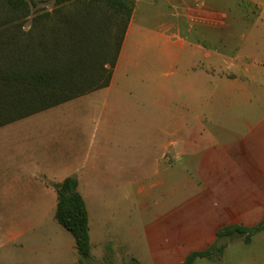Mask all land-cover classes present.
I'll return each instance as SVG.
<instances>
[{
    "label": "crops",
    "instance_id": "crops-1",
    "mask_svg": "<svg viewBox=\"0 0 264 264\" xmlns=\"http://www.w3.org/2000/svg\"><path fill=\"white\" fill-rule=\"evenodd\" d=\"M163 1L170 15L155 29L145 19L136 24L134 7L109 85L73 100L87 99L81 107L90 114L96 139L101 129V138L119 145L123 156L138 155L134 170L144 172L146 156L152 154L155 165L165 171L189 164V176L177 173L172 179L175 186L189 189L184 202L192 203L194 210L178 211V200L174 211L141 214L140 220H154L133 230H142L144 248L138 246L140 234L131 246L117 234H108L103 229L108 223L99 219H130V214L95 210L104 208L109 188L129 180L130 169L109 166L100 171L95 152L91 154L93 141L84 142L89 129L83 123L67 126L65 116H39L34 126L14 133L7 143L8 156L0 158V203L9 201L8 194L23 192V200L29 195L28 201H33L37 195L51 210L43 219L41 213L27 218L21 205L0 211V264L77 263L73 237L54 218L53 185L69 176L77 179L87 209L91 264H123L130 258L140 264H180L189 254L213 245L221 228L252 227L264 219V0ZM155 12L153 18L162 17ZM151 41L164 45L158 59L168 68L166 74L177 70L169 84L158 82L150 72L133 78L135 84L129 76L135 61L132 48ZM146 91L154 99H148ZM100 93L102 99L94 97ZM79 118L84 119L74 116ZM221 132L235 139L220 145L219 153L212 146L200 152L190 148L199 137L220 139ZM125 139L136 143L129 145ZM226 174L239 188L230 196H223ZM198 185L227 202L221 211L204 210L205 201L193 195ZM235 240H220L226 248L219 259L198 258L192 264H264V244L249 259L227 260V247ZM96 247L101 249L97 254Z\"/></svg>",
    "mask_w": 264,
    "mask_h": 264
},
{
    "label": "trees",
    "instance_id": "trees-1",
    "mask_svg": "<svg viewBox=\"0 0 264 264\" xmlns=\"http://www.w3.org/2000/svg\"><path fill=\"white\" fill-rule=\"evenodd\" d=\"M134 7V0H0V128L106 88ZM60 184L54 218L74 239L76 264H91L77 179ZM262 231L264 219L252 227H223L213 245L180 264L219 259L226 248L221 239L249 244ZM123 264L140 263L130 258Z\"/></svg>",
    "mask_w": 264,
    "mask_h": 264
},
{
    "label": "rangeland",
    "instance_id": "rangeland-1",
    "mask_svg": "<svg viewBox=\"0 0 264 264\" xmlns=\"http://www.w3.org/2000/svg\"><path fill=\"white\" fill-rule=\"evenodd\" d=\"M136 2L137 3L134 11L136 24H138L141 19H145L146 25H149V27H151L150 29H155L156 27H159L160 23H162L164 19L169 18L170 10L163 0H136ZM45 7L47 9L51 8L50 5H45ZM155 10L158 11L162 17L153 18L154 14L156 13ZM162 52H164V45L161 43V41H151L148 44L142 42V44L137 43L134 45L132 48L131 57L135 61L130 68L129 73V76H134L131 78L133 84H135V79L133 78L137 77L138 75L148 74L149 72L154 74V77L158 82L169 84L170 81H172V79L177 74V70L173 69L171 73L168 75L166 74V72H168V68L165 65L161 66V63L158 59ZM140 55L146 56L145 58H140ZM137 83L142 85L143 82L140 79V81H137ZM144 83H147V80H145ZM145 93L148 99H154L153 93L151 94L147 91L144 92V94ZM94 97H99V99H102L103 93L95 95ZM180 97L184 98L185 94H181ZM85 100L87 99L73 100L42 113H38L34 117H28L18 123H12L0 128V158H6L8 156L7 153L9 146H7V143L8 141H11L12 137L15 136L14 133L21 134L25 131L24 128L28 126H34L33 124L36 120H38L37 117L39 116H65L67 118V126L74 125L75 122H78V124L83 123L84 126L89 129V134L84 137V142L87 141L88 143L93 141V146H91L93 147L91 149V154L94 156L95 152V158L97 165L100 166V171L106 170V167L109 166L116 167L118 169L124 166L130 169L129 180L118 181V186L116 188H109L105 197L106 200L103 204L104 208L99 204L100 207L96 206L97 208L95 211L97 212L98 210L115 214H130L131 218H122L118 220L99 219L98 221L101 223H108L107 228H103L104 231L108 234H117L118 238L128 242L129 246H131V241L133 240L135 234H140L141 236H139L140 241L138 246L140 248H144L143 245L145 242L144 239H142V230H139L137 233H135L133 230L135 228L142 229L144 226H146L145 223L151 224L154 220L151 218L140 220L139 217L142 216L141 214H144L145 216V214H153L162 210L174 211L173 209L176 205L175 203H177L178 200V211L189 214V210H194L192 203L184 202L186 201L184 196L189 194V189H186L185 185H179V187L175 186L172 179V176L177 173L181 174L182 176L184 174L189 176V164L184 165L185 168L181 166V170L178 171H175L174 168L170 169V171H165L164 169L155 165V161L153 159L154 155L152 154L146 156L147 161L144 172L140 170H134L135 166L137 165L138 155L130 154L123 156L121 153V147L119 145L112 142H106V139L101 138V129L98 130L97 139L95 136H93L91 130H93L94 124L91 123L90 114L87 113L83 107H81ZM233 112L235 116L240 117L241 113L238 109H234ZM226 115H231V112H226ZM74 116H80L84 119H74ZM213 122L215 121L213 120ZM239 126L241 130L243 126H241V124H239ZM221 134L222 137H220V139L205 138L206 140H204L202 137H199L196 142L191 144L190 148L200 152L203 150V148L206 149L212 146V149H215L216 153H219L223 150V147L220 145H224L225 143H229L235 139L229 135H226L224 132H221ZM92 136L93 138L91 139ZM124 142L129 143L130 145V143H136V139H125ZM237 145L238 144H235V148L238 149L239 147H237ZM253 168L254 167L251 166L249 170L253 171L255 175H257V171ZM193 179H195V177H193ZM223 179L226 183H228L224 188L223 196H230L231 194L237 193L239 189L238 185L232 186V182H230V176L226 174ZM202 187L203 185L195 186L193 195L202 197V200L205 201L204 210L221 211L223 205L227 202H224L217 196L215 198L211 192H205ZM139 191H142V193L139 194ZM5 197H7L9 201L0 203V211H5L8 209L11 210L12 208H18L21 205L25 212L28 213L27 218L30 216V214H37L36 217H34L36 219L38 218V214L41 213L42 215L40 218L43 219L47 217L45 214L51 210V207L48 205V201L44 200L43 198H39L37 195H35V199H33V201H28V198H30L29 195L26 197L27 200H23V192L17 195L8 194ZM143 201L146 202L143 203ZM199 210H201V208ZM50 213L51 211L48 214ZM125 216L127 215H124V217ZM253 221V223H258L260 219L258 217ZM261 244H264V234H256L253 238L252 244L249 245L244 244L240 239H236L228 245L225 258L227 260H233L235 258L249 259L253 257L255 253L260 251ZM100 251L101 249L96 247L94 253L97 254Z\"/></svg>",
    "mask_w": 264,
    "mask_h": 264
},
{
    "label": "water",
    "instance_id": "water-1",
    "mask_svg": "<svg viewBox=\"0 0 264 264\" xmlns=\"http://www.w3.org/2000/svg\"><path fill=\"white\" fill-rule=\"evenodd\" d=\"M60 186H61V184H60V183H57V184H54V185H53V188L56 190V189H59Z\"/></svg>",
    "mask_w": 264,
    "mask_h": 264
}]
</instances>
